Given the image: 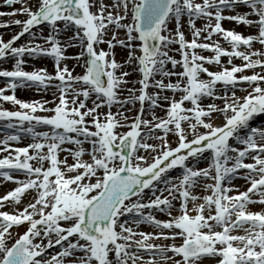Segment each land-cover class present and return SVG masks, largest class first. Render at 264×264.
<instances>
[{"label": "snow or ice", "instance_id": "snow-or-ice-1", "mask_svg": "<svg viewBox=\"0 0 264 264\" xmlns=\"http://www.w3.org/2000/svg\"><path fill=\"white\" fill-rule=\"evenodd\" d=\"M238 7L246 11L224 14ZM4 15L25 19L13 20L19 31L0 38V65L12 62L0 66V102L18 106L0 108L4 127L16 133L0 139V178L16 185L0 196V209L11 208L0 210V264H264V207H248L264 206V127L250 123L264 113V0H36ZM185 17L191 39L181 31ZM224 20L253 31L225 29ZM216 35L229 47L213 40ZM117 46L127 49L124 64L135 61L139 79L131 83L138 88H125L128 72L117 75L123 66ZM70 47L79 53L65 55ZM38 57L53 60V73L25 70ZM68 59L83 61L82 74H72L63 63ZM25 87L55 93L51 101H24L15 91ZM122 90L129 95L121 98ZM205 99L211 102L202 104ZM137 103L129 122L120 109ZM146 103L151 119L144 118ZM214 115L221 124L212 122ZM20 134L31 142L12 148ZM201 160L206 167H196ZM237 178L246 190L232 185ZM156 211L168 219H157ZM142 223L159 231H135ZM156 239L171 243L149 242Z\"/></svg>", "mask_w": 264, "mask_h": 264}, {"label": "rangeland", "instance_id": "rangeland-1", "mask_svg": "<svg viewBox=\"0 0 264 264\" xmlns=\"http://www.w3.org/2000/svg\"><path fill=\"white\" fill-rule=\"evenodd\" d=\"M21 7V4L20 3H16V4H13V5H5L3 3V0H0V10H4V11H7V12H10L12 8H20ZM34 10V9H33ZM95 10V9H93ZM240 13V12H239ZM16 19H19V20H23L25 19V16L21 15V17H17ZM14 19L10 16L6 17V21H4L2 24H9L10 26L8 28H2L1 32L2 33H7L6 35H4L2 38L6 41L7 39H9L12 35H14L16 32L19 31V27L12 24L11 22L13 21ZM171 25H174L173 22H170L169 23ZM182 30H185L184 31V35L187 37L189 36V32L191 31H186V29L184 27H181ZM225 29H227V27H225ZM231 30V29H230ZM47 30L45 29V32ZM123 32V31H122ZM72 35V32L71 30H69L68 32H65L63 33L61 36H60V39L63 41V40H66L68 36ZM124 32L123 34L119 35L117 34L118 38H124ZM244 35V34H243ZM110 38V35H106L105 39H108ZM28 37L27 35H25V37H22L18 42L17 44H20V43H25L27 41ZM221 40L223 41V39L221 38ZM223 47L225 48H228L229 45L223 41ZM256 46H259V45H254V47ZM101 48H106V45H100ZM173 49H175L176 45H172L171 46ZM243 50V49H241ZM80 51V48L79 47H70V48H67L66 51H65V55L67 56H75L76 54H78ZM114 53H115V59L118 63L122 64L123 66L117 70V75H119L120 72H128L129 75L128 77L126 78L130 83L128 85L125 86V88H132V87H136L138 88L139 85H133L131 83V81H135V80H138L139 79V73L134 71V68H135V61H133L131 64H124V61L127 59V49L125 48H121L119 46L115 47L114 48ZM139 53H137L138 55ZM201 54L205 55V56H208V55H211L212 53L210 52H207V51H204L202 52ZM169 55H172L175 59H179V55L175 52V51H169ZM40 60H46L45 63L47 64H44L45 67L47 66H52L53 65V60L49 57H38L36 59H28L27 60V63L25 65V70L27 71H31L33 68H38V64H39V61ZM227 61V58L226 60ZM11 61H8L7 63H4L0 66L4 67V68H10V65H11ZM63 63L67 64V66L69 67V65H71L69 67L70 70H72V74L73 75H78V74H82V71L83 69L79 66L80 64L83 63V61H76L74 59H68V60H65L63 61ZM225 63V62H223ZM75 65V67H74ZM206 67L209 68V70L211 71H216L217 70V67L215 65H205ZM168 68H171V65H168ZM177 71H179L180 69L177 68L176 69ZM50 74L53 73V71H50L49 72ZM157 79H159L160 77L157 76L156 77ZM206 78V77H204ZM175 77H172V81L175 82ZM165 82L167 83V79L165 80ZM3 85V80L0 79V86ZM3 87V86H2ZM218 88H219V85H218ZM18 89H21V88H17L16 91H15V95L18 99H21V100H24L26 101H32V100H47V101H51L53 99V95L55 93V90L54 89H50L46 92L44 91H37L35 90L34 88H23L24 90H27L30 92V96L28 97H23V98H20L18 95L20 94L19 91H17ZM22 90V89H21ZM149 92L153 91L151 88L148 90ZM6 94H11L10 92L9 93H6ZM29 94V93H28ZM238 96L239 95H242V92H238L236 93ZM119 95L121 96V98L123 97H126L129 95V93L126 91V90H122ZM162 95L164 96H171L172 93L168 92V91H165ZM177 98L179 96V93L176 94ZM211 100L209 99H205L202 101V104L205 103V105H207L208 103H210ZM161 104H164L165 102L163 100L160 101ZM216 103L219 105L220 104V101H216ZM89 106H91V101L88 102ZM0 105L2 107L0 108H3V109H7V110H17V107L18 106H12L9 102H0ZM48 106H51L50 104ZM147 107V103L145 105V108ZM106 109H100V111H105ZM121 111L124 112V115L128 117V121L130 122L134 117L135 115L137 114L138 110H139V104L137 103L136 105H132V104H127L125 105L123 108L120 109ZM112 111L113 112H116L117 111V108L116 107H113L112 108ZM162 115L164 117L165 113L164 111H162L160 108H156L155 109V115ZM151 116H152V113L150 111H148V108L145 109V112H144V118H147V119H151ZM261 115H258L257 117H254L252 118L251 120V125L252 126H255V127H263L264 126V123L262 122L261 120ZM264 121V120H263ZM213 122H217L218 125L222 123V118L219 117L218 119L216 120H213ZM4 124H5V121H2L0 120V139H3V137L6 135V134H16L15 133V129H8V128H5L4 127ZM26 126V125H25ZM37 130H47V128L41 126L39 127ZM128 129L127 128H118L116 131L117 132H124V131H127ZM157 135H160L161 133L157 132L156 133ZM21 135V139L20 141L18 142H10L11 144V147L12 148H15V147H22V146H26V144L30 143L31 142V138L28 137V136H25L24 134H20ZM168 139V138H167ZM175 137H172L170 140L168 141H172L170 144H172L173 146H175ZM150 143H155L154 141L150 140L149 141ZM65 147H71V145H66ZM85 148L88 147V145H84ZM66 154L65 153H60V158L63 159L64 156ZM207 155V154H205ZM1 156V155H0ZM72 162V158L69 156L68 157V163ZM196 167L198 168H203V167H206V162L204 160H201L199 164L196 165ZM173 177H176L177 175L180 174V170L177 169V170H172L171 173H170ZM18 179H24L25 177L23 176H18L16 177ZM241 179V178H239ZM11 184L15 185L14 183L10 182ZM10 186V185H9ZM9 186H6L4 188H2L3 186L0 187V196L4 195L7 191L11 190V188H8ZM240 191H242L243 189H239ZM196 194L198 195H203L205 193H203L201 191V189L197 188L195 190ZM167 193H165L166 195ZM31 195L32 194H28L27 196H25L23 198V201H29L30 198H31ZM258 204V203H257ZM253 205V204H252ZM260 205V204H259ZM250 206V205H249ZM261 207H263L261 205ZM175 214V213H174ZM154 215L156 216L157 219H160V220H166L168 219V217L165 215V214H162L158 211L154 212ZM133 228L135 231L137 232H145V233H148V232H152V233H155L157 231H159L158 229H155L153 228L151 225L149 224H145V223H142L138 226L136 225H133ZM151 243H160V244H169L171 243V241H167V240H162V239H156V240H152V241H149ZM180 241L177 240L176 243L178 244ZM58 249H53V250H50V251H56ZM149 257H148V254L146 253H142V259L144 260H147ZM211 264H214V261H210ZM160 264H164V263H160ZM202 264H206V260H204L202 262Z\"/></svg>", "mask_w": 264, "mask_h": 264}, {"label": "bare ground", "instance_id": "bare-ground-1", "mask_svg": "<svg viewBox=\"0 0 264 264\" xmlns=\"http://www.w3.org/2000/svg\"><path fill=\"white\" fill-rule=\"evenodd\" d=\"M35 2H36V0H20V4L21 5H24V6H29V5H35ZM106 2H108V0H106ZM13 9V8H12ZM12 9H11V11H12ZM10 11V12H11ZM113 11L115 12V10L113 9ZM244 11H246V9L245 8H243V7H238L236 10H235V12H229L228 10H225V15H231V14H235V13H243ZM0 12H5V13H7V11H4V10H0ZM9 15H4V16H0V24H2L4 21H6V17H8ZM10 17H12L14 20H16V18L18 17H21V15H16V16H10ZM186 17L185 18H182V20H181V27H184L185 29H186V31H191L190 29H189V27H188V25H187V23H186ZM204 23H205V21L204 20H202V19H196L195 20V26L197 27V28H201V27H203V25H204ZM213 23H214V21H213ZM222 23V27L223 28H225V27H227V29H231V30H234V31H236V32H239V33H241V34H244V35H248V34H250L253 30L251 29V28H249V27H247V26H245V25H243V24H236L234 21H230V20H224V21H222L221 22ZM170 25V24H169ZM168 25V27L170 28V29H173L174 27H175V25H171V26H169ZM1 30H2V28H0V38H2L4 35H6L7 33H2L1 32ZM181 31L184 33V31L185 30H182L181 29ZM110 33H111V29L109 30V33H108V35H110ZM117 34H119V35H121V34H123V32L122 31H118L117 32ZM124 36V35H123ZM185 38L186 39H191V32H189V36H185ZM202 39V38H201ZM213 40H216V41H219L220 42V44H221V46L223 47V41L221 40V37L219 36V35H216V36H214L213 37ZM256 47H259V46H256ZM226 57H222V63L223 62H225V64H226ZM46 62V60H40L39 61V64H38V68H40V67H43V68H45L47 71H48V73L50 72V71H53V65L52 66H47V67H45L44 66V64H47V63H45ZM233 63H235V64H240L241 63V61L239 60V59H234L233 60ZM71 65H69V67H70ZM68 67V68H69ZM3 85H1L0 87H2ZM22 89V90H21ZM21 89H18L17 91H19V97L20 98H23V97H28V96H30V92L29 91H27V90H24L23 88H21ZM239 92V91H238ZM29 93V94H28ZM243 94V93H242ZM26 101H27V99H26ZM11 104V103H10ZM204 105H205V103H203ZM12 105V104H11ZM218 105V104H217ZM13 106V105H12ZM0 107H2L1 105H0ZM147 108V107H146ZM258 115H261V120H262V122L264 123V113H260V114H256V115H254V117H257ZM158 118H163V116L160 114V115H156ZM220 116H215L214 115V119L213 120H216V119H218ZM213 122V121H212ZM214 124H216V125H218V123L217 122H213ZM262 126V125H261ZM260 126V127H261ZM264 127V126H263ZM201 131H203V129H201ZM172 137H175V136H173L172 134H169L168 135V140H170ZM191 138V136H189V139ZM155 142V141H154ZM172 141H169V143H171ZM4 153H0V155L2 156ZM84 159L85 160H87L88 159V157L87 156H85L84 157ZM70 163H72V162H70ZM18 177V176H17ZM10 185V186H9ZM232 185H235L236 187H238L239 189L241 188V189H243L242 191H244V190H246V188L248 187V184L246 183V181L244 180V179H234L233 181H232ZM1 186H3L2 188H4V187H6V186H9L8 188H11V189H13L16 185H13V184H11L10 182H5V181H3L2 180V178H0V187ZM29 194H31V193H29ZM27 196V195H26ZM254 199H258V197H254ZM25 204L28 202V201H23ZM249 207V209L251 210V211H260L261 210V205H259V204H253V205H250V206H248ZM264 207V206H263ZM0 210H7V211H11V208H5V209H0ZM23 229H16V231H22ZM160 263H164L162 260L160 261ZM206 264H211V262L209 261V260H206Z\"/></svg>", "mask_w": 264, "mask_h": 264}]
</instances>
